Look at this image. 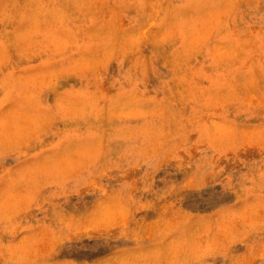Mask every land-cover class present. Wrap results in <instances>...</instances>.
Masks as SVG:
<instances>
[{
	"label": "rangeland",
	"instance_id": "obj_1",
	"mask_svg": "<svg viewBox=\"0 0 264 264\" xmlns=\"http://www.w3.org/2000/svg\"><path fill=\"white\" fill-rule=\"evenodd\" d=\"M0 264H264V0H0Z\"/></svg>",
	"mask_w": 264,
	"mask_h": 264
}]
</instances>
